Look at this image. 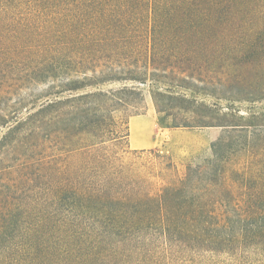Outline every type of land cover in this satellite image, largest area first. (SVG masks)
I'll return each instance as SVG.
<instances>
[{"label": "trees", "instance_id": "1", "mask_svg": "<svg viewBox=\"0 0 264 264\" xmlns=\"http://www.w3.org/2000/svg\"><path fill=\"white\" fill-rule=\"evenodd\" d=\"M263 21L264 0H0V264H201L205 253L264 264V186L256 167L230 170L225 156L242 146L219 138L206 166L149 191L93 184L62 177L31 140L63 100L18 109L24 95L111 80L170 76L213 94L244 69L264 97ZM193 125L248 127L211 112Z\"/></svg>", "mask_w": 264, "mask_h": 264}, {"label": "rangeland", "instance_id": "2", "mask_svg": "<svg viewBox=\"0 0 264 264\" xmlns=\"http://www.w3.org/2000/svg\"><path fill=\"white\" fill-rule=\"evenodd\" d=\"M241 39L242 36L237 38ZM259 39L264 42V38ZM239 72L238 78H224L223 86L213 94L183 89L170 76L159 80L148 78L143 84L111 80L65 91L59 96L24 95L18 109L23 116L49 98L63 100L56 106V112H48L38 124L31 140L38 144L47 166L60 171L64 178L79 177L93 184L116 182L118 188L149 191L181 176L187 164L206 166L213 158L212 144L225 138L232 148L242 146L232 155L225 154L231 158L228 168L236 170L241 166L242 171L247 165L256 167L252 180L257 187L264 186V97L257 92L258 81L251 82L254 75L251 70ZM253 89L257 95L252 99L243 95L245 90ZM206 112L224 114L248 124L246 132L228 133L222 126L193 125ZM145 113L153 115L152 135L158 139V145L134 148L133 143L140 146L145 140L154 139L151 134L145 137V127L150 125L147 118L139 119L141 123H133L129 130L130 117ZM178 122L192 125L176 126ZM4 132L5 128H0V134ZM251 137L253 146L248 147ZM218 152L223 159L224 152L228 153L224 145ZM174 258L170 264L185 261L182 255ZM197 258L201 264L227 261L224 254L216 253L199 254Z\"/></svg>", "mask_w": 264, "mask_h": 264}, {"label": "crops", "instance_id": "3", "mask_svg": "<svg viewBox=\"0 0 264 264\" xmlns=\"http://www.w3.org/2000/svg\"><path fill=\"white\" fill-rule=\"evenodd\" d=\"M141 118H147V124L150 123V125H147V127H145V130H144L145 137H148L149 134L152 135V133L155 132L154 118H153V115H151L149 113L148 114L145 113V114H141V115H135V116L130 117V119H129V130H131L133 123H136V122L141 123V121H138ZM142 128L143 127L141 126V130H142ZM153 138H154V136H153ZM141 142L144 143V141H141ZM156 145H158V139L154 138L150 142H147V140H145V144H142L140 146H133L132 145V147H134V148H142L143 147L144 148V147H154Z\"/></svg>", "mask_w": 264, "mask_h": 264}, {"label": "bare ground", "instance_id": "4", "mask_svg": "<svg viewBox=\"0 0 264 264\" xmlns=\"http://www.w3.org/2000/svg\"><path fill=\"white\" fill-rule=\"evenodd\" d=\"M133 145H135V146H136V145H139V143H133Z\"/></svg>", "mask_w": 264, "mask_h": 264}]
</instances>
